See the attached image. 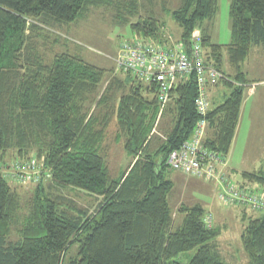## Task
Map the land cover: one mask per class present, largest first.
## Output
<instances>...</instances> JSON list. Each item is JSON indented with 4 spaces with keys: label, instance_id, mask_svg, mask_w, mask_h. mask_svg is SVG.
Masks as SVG:
<instances>
[{
    "label": "trees",
    "instance_id": "trees-1",
    "mask_svg": "<svg viewBox=\"0 0 264 264\" xmlns=\"http://www.w3.org/2000/svg\"><path fill=\"white\" fill-rule=\"evenodd\" d=\"M217 1L180 0L170 15L186 48L192 35L199 34L204 63L221 75L223 100L206 114L202 144L222 164L250 83L242 65L252 48L264 51V0H231V41L225 46L213 44L204 27L215 17ZM154 4L0 0V161L7 153L19 162L35 157L38 180L23 206L26 214L19 218L18 192L0 173V264H228L217 245L220 228L205 206L182 204L174 212L170 204L176 171L169 167L168 155L190 139L200 118L193 75L171 90L162 107L170 124L166 132L160 130L165 140L158 141L151 139L161 107L154 84L116 68L93 66L76 44L72 52L60 48L68 44V35L57 36L63 27L72 28L96 9L110 10L114 25L128 27L134 45H170L164 23L152 12ZM161 4L166 10V0ZM224 54L230 73L223 70ZM110 133L129 159L117 176L108 165ZM215 173L219 175L218 167ZM224 174L225 185L233 187ZM240 176L246 183L236 190L243 198L221 201L223 186L216 182V199L238 210L239 244L248 264H264V173ZM69 190L92 204L82 208L67 196ZM73 248L75 256L67 261Z\"/></svg>",
    "mask_w": 264,
    "mask_h": 264
},
{
    "label": "rangeland",
    "instance_id": "rangeland-1",
    "mask_svg": "<svg viewBox=\"0 0 264 264\" xmlns=\"http://www.w3.org/2000/svg\"><path fill=\"white\" fill-rule=\"evenodd\" d=\"M140 2V0H139ZM154 8L152 12L155 18L163 22L165 25L164 34L167 37L168 43L172 47L181 46L180 30L173 23L170 12L177 9L180 5V0H166V10L162 7V0H154ZM231 0H218L217 12L211 22H206L204 27H207L212 43L217 45H228L231 41V20L229 16ZM146 11L140 10V14L143 15ZM113 13L108 9H96L91 10L88 16L82 21L78 22L72 28L70 26L63 27L60 32V36L68 37L67 47H60L62 50L73 51L74 45L80 47L83 51V58L93 66L98 68L113 70L115 68L114 63L118 56L119 48L124 43H133L135 37L131 35L128 27H117L114 25ZM64 30V31H63ZM57 32V31H55ZM199 36V34H198ZM57 37V38H58ZM157 45V44H154ZM59 52V48H57ZM57 51V52H58ZM113 60V62H112ZM116 64V63H115ZM223 70L225 73H230L231 70L228 66L227 56L223 57ZM242 71L245 73L247 80L250 82L245 87L244 102L240 113L239 128L237 129V136L234 138L230 148L229 157H227V165L229 168L234 169L236 172H258L264 173V51L260 48H252L249 57L242 65ZM118 75V72H117ZM106 85V84H104ZM214 89V90H213ZM209 90L208 96L209 108L218 106L220 104L219 95L223 100L224 88L222 85H217L216 88ZM222 91V92H221ZM217 96V97H216ZM222 102V101H221ZM165 108L160 107L157 112V117L153 125L151 139L155 138L158 141L165 140V135L161 132H166L167 126L170 124V118L165 117ZM163 113V115H162ZM113 129V130H112ZM111 129L114 131V126ZM161 130V131H160ZM110 133L108 146V159L109 167L112 170L116 169L115 176H117L120 170H124L129 162V159L122 150L120 140L116 139L113 134ZM36 161L37 159L33 157ZM21 160L16 159V156L12 153H7L6 156L0 161V173L5 176V173L9 167L14 166L15 162ZM34 162V160L19 163L17 166L20 168L26 163ZM39 164V163H38ZM223 164V163H222ZM220 163V165L222 166ZM12 165V166H11ZM37 165V164H36ZM224 167V164H223ZM41 168V167H40ZM37 170L31 169L29 172L34 173ZM219 174L223 175V172L219 171ZM18 174V168L15 167V172L12 175ZM227 176V174H224ZM230 177V176H229ZM228 177V178H229ZM171 179L174 183V194L171 197V208L175 212L180 205H192L202 204L208 206L206 210H209L213 220V225L220 228V235L217 239V245L220 248L222 259L228 264H248V260L242 252L239 244V234L241 231V221L236 217L238 210L233 212L225 205H220L216 196H213L212 190L216 192L217 178L208 179L205 178H191L187 177L179 172H172ZM236 189L243 183V178L234 175ZM16 181L22 182L20 184ZM208 181V182H206ZM239 181V183H238ZM38 180L30 179L20 180L19 177L16 180L7 179L8 185L16 189L20 199V205L22 206L17 213L19 218H22L26 214V203L32 198L34 193L35 184ZM35 183V184H33ZM238 185V186H236ZM256 189L255 192L261 191L256 184H249ZM262 192V191H261ZM68 197L74 200L79 206L84 208L87 204L91 205L92 200H87L86 197L77 196L74 191H66ZM18 227V226H16ZM17 228L12 227L13 235L16 237ZM19 230V228H18ZM75 248L70 249L67 252L66 260H70L75 256Z\"/></svg>",
    "mask_w": 264,
    "mask_h": 264
},
{
    "label": "built area",
    "instance_id": "built-area-1",
    "mask_svg": "<svg viewBox=\"0 0 264 264\" xmlns=\"http://www.w3.org/2000/svg\"><path fill=\"white\" fill-rule=\"evenodd\" d=\"M198 42V33L196 32L191 38L190 55L185 53L182 45L178 47L168 45L165 47L154 44L134 45L124 43L121 45L120 58L115 65L119 71L129 73L144 84H154L157 100L161 107L168 102L170 92L177 81L193 75L197 86L195 107L200 118L190 139L177 150L170 152L168 164L172 170L187 176L205 178L206 180L219 179L217 183L219 186L220 184L223 186L219 199L229 203L236 197L243 198L241 196L243 192L225 185L220 174L215 173L220 165L218 157L204 149L202 144L207 131L208 91L219 83L221 75L212 67L207 69L202 67L203 58ZM17 165L13 164L14 168L10 167L7 170V177L12 180L19 177L24 183L30 179L37 180L36 172H29L31 169L37 170L35 162L26 163L20 168ZM15 167L18 168V174L14 176L12 173L15 172ZM243 202H249L254 207L259 206L253 199H245Z\"/></svg>",
    "mask_w": 264,
    "mask_h": 264
},
{
    "label": "crops",
    "instance_id": "crops-1",
    "mask_svg": "<svg viewBox=\"0 0 264 264\" xmlns=\"http://www.w3.org/2000/svg\"><path fill=\"white\" fill-rule=\"evenodd\" d=\"M216 88V87H215ZM214 90V89H213ZM222 92V91H221ZM209 95H210V93H209ZM208 95V96H209ZM217 97V96H216ZM219 101H220V99H221V96L219 95ZM244 106V105H243ZM212 107L210 106V109H211ZM239 123H238V126H237V128H236V131H237V129L239 128ZM236 136H237V132H235V137L234 138H236ZM234 140V139H233ZM233 143V142H232ZM232 145V144H231ZM230 152V151H229ZM228 155H229V153H228ZM227 155V157H229ZM227 157H226V159H225V162L223 163L224 164V167H223V164H222V166L219 168V171L220 172H223V173H225V174H227V175H229L230 176V179L234 182V183H237V182H235V180H233V176L234 175H237V176H239L240 178H241V173H243L242 172V170H241V172H236L234 169H232V168H229L228 167V165H227ZM238 183H239V181H238ZM212 192H213V196H216V192H214V190H212ZM217 200V199H216ZM217 202H218V200H217ZM219 203V202H218ZM221 206H222V204L221 203H219ZM204 206H206V205H204ZM207 207L208 206H206V209H207ZM233 212H235V210L234 209H231ZM208 212H209V210H207ZM214 218V217H213Z\"/></svg>",
    "mask_w": 264,
    "mask_h": 264
},
{
    "label": "bare ground",
    "instance_id": "bare-ground-1",
    "mask_svg": "<svg viewBox=\"0 0 264 264\" xmlns=\"http://www.w3.org/2000/svg\"><path fill=\"white\" fill-rule=\"evenodd\" d=\"M181 45L183 46L185 53H186L187 55H190V51H189V48H190V47H189V48H186V46H185L184 44H182V43H181ZM120 49H121V46H120V48H119L118 56H117L116 61H115L116 64H117V62H118V60H119V58H120ZM202 67H203L204 69H207V68H209V65L205 64L204 61H202ZM208 104H209V103H208Z\"/></svg>",
    "mask_w": 264,
    "mask_h": 264
},
{
    "label": "clouds",
    "instance_id": "clouds-1",
    "mask_svg": "<svg viewBox=\"0 0 264 264\" xmlns=\"http://www.w3.org/2000/svg\"><path fill=\"white\" fill-rule=\"evenodd\" d=\"M165 46H168V44L167 45H165ZM115 68H116V70L117 71H119L118 69H117V67H116V65H115ZM120 73H124V72H121V71H119ZM218 85V84H217ZM217 85L215 86V87H217ZM215 87H213V88H215ZM213 88H211V89H213ZM211 89H209V90H211ZM210 109V108H209ZM169 156V155H168ZM32 160H34V162L37 164V161L35 160V159H32ZM29 161H31V160H29ZM26 162H28V161H26ZM19 163H24V162H15L14 164H19ZM13 165V164H12ZM10 168V167H9ZM8 168V169H9ZM7 169V170H8ZM7 172V171H6ZM184 175V174H183ZM5 176H6V173H5ZM185 176H187V175H185ZM187 177H191V176H187ZM195 178V177H194ZM6 179H9V180H11V178H9V177H7L6 176ZM204 179V178H203ZM15 181V180H14ZM16 182H18V181H16ZM18 183H20V182H18ZM23 184V183H22Z\"/></svg>",
    "mask_w": 264,
    "mask_h": 264
}]
</instances>
